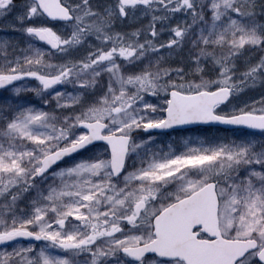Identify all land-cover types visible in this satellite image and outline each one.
I'll return each instance as SVG.
<instances>
[{
  "label": "snow or ice",
  "instance_id": "snow-or-ice-1",
  "mask_svg": "<svg viewBox=\"0 0 264 264\" xmlns=\"http://www.w3.org/2000/svg\"><path fill=\"white\" fill-rule=\"evenodd\" d=\"M0 34V264H264V0H0Z\"/></svg>",
  "mask_w": 264,
  "mask_h": 264
},
{
  "label": "rangeland",
  "instance_id": "rangeland-1",
  "mask_svg": "<svg viewBox=\"0 0 264 264\" xmlns=\"http://www.w3.org/2000/svg\"><path fill=\"white\" fill-rule=\"evenodd\" d=\"M10 35L13 36V37H15V38H19V34L18 33H12ZM27 86L28 87H35V84H29ZM152 102H156V101L153 100ZM189 135H191V136H198V135H202V134L201 133H197V132H181V133H177V134H174V135H171V136L172 137H187ZM37 243H39V242H37Z\"/></svg>",
  "mask_w": 264,
  "mask_h": 264
},
{
  "label": "flooded vegetation",
  "instance_id": "flooded-vegetation-1",
  "mask_svg": "<svg viewBox=\"0 0 264 264\" xmlns=\"http://www.w3.org/2000/svg\"><path fill=\"white\" fill-rule=\"evenodd\" d=\"M2 35V34H0ZM177 133H181V132H172L171 135L177 134Z\"/></svg>",
  "mask_w": 264,
  "mask_h": 264
},
{
  "label": "water",
  "instance_id": "water-1",
  "mask_svg": "<svg viewBox=\"0 0 264 264\" xmlns=\"http://www.w3.org/2000/svg\"><path fill=\"white\" fill-rule=\"evenodd\" d=\"M185 127H193V126L189 125V126H185Z\"/></svg>",
  "mask_w": 264,
  "mask_h": 264
}]
</instances>
